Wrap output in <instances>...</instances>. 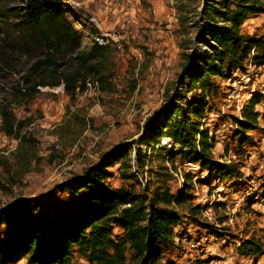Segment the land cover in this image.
Returning a JSON list of instances; mask_svg holds the SVG:
<instances>
[{
	"label": "rangeland",
	"instance_id": "374dc122",
	"mask_svg": "<svg viewBox=\"0 0 264 264\" xmlns=\"http://www.w3.org/2000/svg\"><path fill=\"white\" fill-rule=\"evenodd\" d=\"M71 10L67 16L81 39L80 49L59 54L60 71L79 68L86 80H97L92 91L67 94L60 83L40 88L32 97L19 99L12 88L27 66L41 57L40 44L18 10V2L3 3L0 17V99L21 122L18 135L0 131V210L36 202L32 213H21L0 226V246L18 234L24 222L41 223L71 215L81 207L85 190L73 193L84 171L120 145L135 148L145 120L170 93L181 72L184 54L190 52L197 13L204 0H62ZM238 33L252 40L264 39V12L249 17ZM103 36L95 59L86 55L95 37ZM3 61V62H1ZM222 74L225 70L221 71ZM207 106L199 121L216 143L215 160L237 163L238 177L220 179L206 167L175 158L167 186L175 194L182 173L192 178L193 204L200 206L194 219L185 217L175 227L174 245L164 249L163 264H264V67L249 64L229 76L210 77ZM194 91L188 95L194 96ZM12 93V94H11ZM258 123L248 131L250 140L240 148L230 116L253 94ZM197 94V93H196ZM19 136H23L19 138ZM24 138V140H23ZM156 146L172 147L168 139ZM142 145L145 159L124 169L137 179H121L118 163L107 168L106 184L113 188L140 190L164 162V153ZM177 149V147H176ZM28 152L29 157L21 158ZM225 155L222 158V155ZM133 156V151L131 153ZM169 166L168 163H164ZM154 186L148 193L153 196ZM16 210H20L19 207ZM10 220H12L10 222ZM254 238L261 244L258 255L238 253L239 244ZM72 261L87 264L76 252ZM11 264H26L21 259Z\"/></svg>",
	"mask_w": 264,
	"mask_h": 264
},
{
	"label": "trees",
	"instance_id": "16d2710c",
	"mask_svg": "<svg viewBox=\"0 0 264 264\" xmlns=\"http://www.w3.org/2000/svg\"><path fill=\"white\" fill-rule=\"evenodd\" d=\"M10 2H18L22 19L42 50L41 57L31 62L20 81L13 85V94L19 99L30 98L40 88L60 83L69 95L83 91L86 81L82 75L83 61L79 68L59 70L62 50L73 53L81 46L79 33L67 16L73 14L71 10L62 0H0V8ZM263 12L264 0H204L196 14L197 30L190 52L184 54L178 81L170 93H165L160 107L145 120L141 135L133 141L136 147L120 145L84 171L72 191L85 190L87 195L72 217L24 222L18 234L7 245L0 246V264L21 259L26 264H77L72 261L73 252L87 264H163L160 256L164 249L174 245L175 227L185 217L197 222L200 214V206L192 203L189 172L182 173L183 182L175 194L169 191L167 182L171 179L170 171H176L175 158L206 167L220 179L239 175L237 163L226 159L224 154L223 161L214 159L216 140L207 128L199 129L195 121L202 118L207 106L204 87H211V76H229L234 71H244L247 64L264 67V39L252 40L238 33L249 17ZM92 46L86 55L88 59H95L102 49L94 42ZM191 91L194 96L188 95ZM259 101L260 94H253L238 115L230 116L235 135L240 136L239 148L250 140L248 131L257 127L255 106ZM20 129L21 122L10 112L7 100L0 99V131L14 137ZM161 139H168L172 147L156 146ZM143 143L151 146V152L165 156L157 170H149L152 180H147L138 192L109 187L107 168L112 162L119 164L121 179H137L135 174L123 170L132 162L137 167L143 166L146 157L140 145ZM29 156L28 152L21 153L22 159ZM150 184L154 186L153 196L148 193ZM37 207L36 202H26L13 209H1L0 226L8 222L7 212L11 219H16L21 213L32 214ZM237 249L243 255H258L261 244L248 238Z\"/></svg>",
	"mask_w": 264,
	"mask_h": 264
},
{
	"label": "built area",
	"instance_id": "2783aa9c",
	"mask_svg": "<svg viewBox=\"0 0 264 264\" xmlns=\"http://www.w3.org/2000/svg\"><path fill=\"white\" fill-rule=\"evenodd\" d=\"M103 40V36H101L100 38L99 37H95L93 42L96 43L97 45H100L101 41ZM101 46V45H100ZM97 84H98V81L97 80H86L85 81V89L86 91H92V90H95L97 88ZM166 143V140L163 139L162 140V144H165Z\"/></svg>",
	"mask_w": 264,
	"mask_h": 264
}]
</instances>
